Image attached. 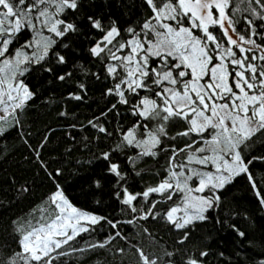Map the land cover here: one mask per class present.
I'll list each match as a JSON object with an SVG mask.
<instances>
[{
    "label": "snow or ice",
    "instance_id": "obj_1",
    "mask_svg": "<svg viewBox=\"0 0 264 264\" xmlns=\"http://www.w3.org/2000/svg\"><path fill=\"white\" fill-rule=\"evenodd\" d=\"M33 81L72 82L62 99L80 103L102 87L104 106L67 126L55 168L42 156L55 129L33 146L25 127ZM12 132L52 190L0 225V264H264V243L237 222L251 217L228 199L244 179L264 215V0H0V141ZM77 151L69 174L85 206L64 180ZM11 183L0 221L33 191ZM225 232L234 254L212 249Z\"/></svg>",
    "mask_w": 264,
    "mask_h": 264
},
{
    "label": "trees",
    "instance_id": "obj_2",
    "mask_svg": "<svg viewBox=\"0 0 264 264\" xmlns=\"http://www.w3.org/2000/svg\"><path fill=\"white\" fill-rule=\"evenodd\" d=\"M33 83H39L41 86L38 96L32 102L30 111L24 117L26 121L25 127L32 133L30 142L33 146L41 141L49 129H55L49 137L47 148L42 152V156L46 161H55L51 163V167L55 168L61 166L59 161L63 159L62 154L71 143L66 135L67 126L74 122V120L86 122L87 118L91 117L94 113H98L104 106L105 102L100 95L102 87L99 85L95 86L90 91L87 102L80 103L77 101H64L62 99L68 91L73 90L74 84L72 82L67 86L59 84L51 86L36 81H33ZM65 107L72 114L71 118L66 119L59 116V112ZM0 149L3 150L0 151V199H3L5 202L14 199L15 192L11 183L12 178H15L18 182L28 180L32 183L33 188V191L26 199H16L11 204L10 209L4 213V221H0V225H4L10 217L26 215L33 205L39 204L41 199L52 190V185L44 173L40 171L39 166L33 162L32 155L24 147L23 141L17 137L15 132H12L7 140L0 141ZM25 157H28V159H25ZM84 158L85 155L77 151L73 153L69 161H65L62 165L65 168L64 180L70 185L68 189L69 195L77 197L81 202V206H85L84 198L80 196V184L84 183V181L81 180L80 183H75L69 173L75 171L70 161L76 159L82 160ZM228 199L237 202L242 213L244 209L247 210L251 219L244 220L242 215L237 218V222L242 230L249 233V239L253 241V246L259 247L261 243H264V215L257 211L258 205L246 180L238 179ZM87 206L89 208L95 207L90 203ZM104 211L117 218L121 216L114 204ZM152 228L169 243L176 238L175 234H166L158 225H152ZM129 230L128 227L125 228V231ZM203 231L201 230V232ZM102 236L103 234L99 238H102ZM234 240L235 237L226 232L221 233L219 236L213 234V240L211 241L212 249L214 252L224 250L226 254H234L237 250L236 245L233 243ZM244 246H247L246 242ZM243 258V256L238 257L241 260ZM77 264H98V261L95 257L90 259L89 256L85 255L79 258ZM212 264H217L216 258H213Z\"/></svg>",
    "mask_w": 264,
    "mask_h": 264
}]
</instances>
